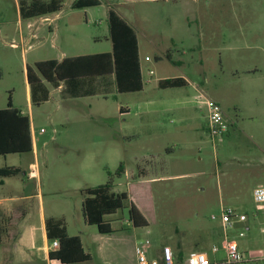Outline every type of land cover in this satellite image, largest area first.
I'll use <instances>...</instances> for the list:
<instances>
[{
    "label": "rangeland",
    "instance_id": "rangeland-1",
    "mask_svg": "<svg viewBox=\"0 0 264 264\" xmlns=\"http://www.w3.org/2000/svg\"><path fill=\"white\" fill-rule=\"evenodd\" d=\"M100 1L99 6L76 9L71 6L73 0H66L56 19H52L55 14L49 20L36 18L27 21L21 18L19 0H0V109L6 108L11 100L15 107L32 117L39 165V179L30 183L19 174L8 181L11 185L0 191L25 196L34 194V185H38L46 213L59 217L65 215L69 232L83 237L85 250L90 255L86 264H132V232L135 231L138 242L150 240L149 257H160L158 250L166 241L173 242L187 232L208 234L221 228L222 204L247 217L245 221L233 220L226 228L228 238L236 240L243 260L225 263L222 231L221 238L216 240L221 249L218 254L210 252L211 238L200 246L193 243L185 248V253L207 251L212 264H264V215L256 209L253 196L254 189L264 183V52L258 53L261 60L257 74L245 80L236 74L237 70L246 67L244 65L224 62L223 65L200 66L185 62L174 67L166 59L157 63L156 56L148 51L146 55L152 59V65L160 69L155 68L154 77L181 72L192 82L201 83L211 93L219 95L215 96L222 101L225 122L230 125L228 134L217 146L206 138L202 153L198 149H177L179 162H184L179 166V172L187 176L155 183L153 193L146 191L147 186L134 188L137 198L147 206L148 227L136 229L130 226L128 208L108 217L113 228L110 234H101L95 225L84 223L81 189L107 183L108 172L115 174L121 163L125 166L126 157H116L115 149L124 151L127 135H137L140 141L145 137H159L166 141L175 138L180 143L185 139L195 140L196 136L194 120L179 122L169 114H162L158 119H140L135 109L128 116H119L116 112L119 103L133 102L135 107L141 98L151 95L158 99L155 93L115 96L111 89L107 97L84 98L80 103L84 108L74 109L67 105L65 95L56 86L47 84L50 90L48 100L33 104L30 112L28 67L41 76L36 68L38 61L60 59L63 53L73 56L109 50L110 44L105 38L100 44L94 41L96 36L107 35L108 9H119L124 14L149 10V17L137 18L141 24L149 26L160 23V12L169 7L163 3L140 2L130 6L131 0ZM180 2L185 10H190L185 7L190 0ZM221 6L228 11L223 24L233 32L255 29L264 49V0H214L210 7L201 3V8L208 10ZM240 11L250 13L244 17L239 16ZM178 51L184 52L182 48H174V52ZM229 57L233 59L234 54L230 53ZM205 75L209 77L207 86ZM191 105L193 109L186 115L196 117L200 104ZM199 157L203 158L202 162ZM29 161H34L32 154L0 156V166L14 165L24 169ZM85 167L91 172L85 173L82 169ZM112 179L116 188L127 191L129 178L122 174L113 175ZM151 197H154L152 206ZM20 204H23V210H28L30 217H37V199ZM217 231L218 234L219 229ZM5 242L3 239L0 243V264H7L3 250Z\"/></svg>",
    "mask_w": 264,
    "mask_h": 264
},
{
    "label": "crops",
    "instance_id": "crops-1",
    "mask_svg": "<svg viewBox=\"0 0 264 264\" xmlns=\"http://www.w3.org/2000/svg\"><path fill=\"white\" fill-rule=\"evenodd\" d=\"M180 1L183 0H131L129 2L130 6L137 4L138 2L152 5H160L163 3L169 6L166 10L160 12L161 22L158 24L152 23V25L149 26H146V23L141 24V22L137 21V18H142L143 20L149 17V10H141L140 12L134 11L133 14H124L119 9L117 11L115 10L129 25L133 27L138 36L141 72L144 82V87L140 91L119 92L115 74L82 78L70 83L65 81L51 83L47 82L45 79H43V77L38 76L33 71V77L36 80H40L41 82V85L37 88L36 91V98L39 103L41 101L48 100L50 90H48L47 84L56 86L57 90L65 95L64 97L68 102L67 105L70 108L74 109L84 108H81L80 106L82 105L80 103H82L81 101L84 98H98L101 96L107 97V93H109L111 89H113V94H116L115 96H118L119 94L141 95L147 93H155L158 94L156 95L159 96L158 99H155L151 95L150 97L141 98L139 99L138 104H135V107L132 106L133 102L127 104L119 103L117 104L116 112L119 116H128L132 114L131 110L135 109V114L138 115L140 119H150V117H156L158 119L162 114H169V117H175L179 122L194 120V131L196 133L195 140L191 139V141L190 139H185L184 142L180 143L179 141L174 140L175 138H171L166 141L163 138L160 139L159 137L158 139L145 137L142 141H140V138H138L137 135L131 136V134H129L125 138L127 140V143L124 151L115 149L116 157L119 156V158H122V156L124 155L127 160V163H125L124 166L123 174L126 178H129L130 181L128 182L126 192H128L131 200H133L138 205V207L142 210L147 218V206L143 203L142 200L137 198L136 190H134V188L147 186L146 191L153 193V184L173 181L178 177L187 176L188 174H182L179 172V166L184 162H179V157L177 156L178 154H176V151L179 148L180 150L185 151L198 149V151L202 153L204 145L206 144L205 139H210L208 134L207 102H216L222 108V101L221 99H219V97H216L219 95L215 94V96L201 83L192 82L189 77L184 75V73L179 72L175 75H159V77H154L155 68L157 69V71H160V69L152 65V59H149V56L146 55V53L149 51L152 53V55L156 56V59L158 60L157 63H160L164 61V59H166L168 62L172 63L174 67H178L185 62H190L191 64H197L200 66H204L207 64L223 65L224 62H230L236 65H244L246 67L237 70L236 74H238V76L242 75V77L247 80L251 76L256 75L259 71L258 65L260 64L261 58H258V55H260L258 53L264 52V49L259 41L260 36L255 34V29L247 28L246 30L241 29L240 31L235 30V32H233L227 25L223 24V18L228 15V11L225 10L223 6L216 9L211 8L210 10H208L207 8H201L202 2L205 6L210 7L212 6L214 0H190V2L185 4V7L190 8V10H185L183 8V3ZM218 1L220 0H216V2ZM73 2H71V6ZM61 11H59L58 13H60ZM109 11L110 9H108L107 21ZM58 13H54L37 19H41L43 21L45 19L49 20L51 18L50 16L56 14V16L52 18L54 20L56 19ZM249 13L250 12L248 11H240L239 16L246 17ZM36 29L38 30V28ZM106 33L107 35H105L104 37H94V41L97 44H100L103 41L102 38H105V41L110 44L109 50L92 51L89 53L73 56H68L63 53L62 57L57 60L62 61L66 57L110 53L112 51L113 44L110 37L109 23ZM32 35L34 36L35 34L33 33ZM174 48H182L184 52L178 51L176 53L174 52ZM230 53L234 54L233 59L229 57ZM176 78H182L185 84L178 87L168 88H162L161 86H159V82L162 80H170ZM204 79L207 86L209 84V77L205 75ZM160 89L165 92H161ZM27 94L31 112L33 111L34 103L32 100V89L29 82L27 87ZM193 103L200 104L198 107L199 112H197L196 110V117L186 115V113H190V111L193 109V106L191 105ZM21 111L22 113L27 115L25 111ZM30 120L33 151L26 154H32L34 161H29L26 165L27 167H24V169L22 166L14 165H3L0 166V168L4 166L20 168V174L25 177L26 181L32 183L35 180L39 179V165L37 162L38 143L35 136V128L32 117H30ZM227 124L229 125L228 122ZM190 159L191 158H189L188 160ZM198 160L199 162H202L203 158L199 157ZM82 169L85 173L86 171L91 172V169L89 167H85V169ZM12 178L14 177L0 178V189L11 185L8 181H10V179ZM261 185H264V183H260L258 186ZM128 186H130L131 189ZM90 187L95 186H89L87 188ZM34 188L35 192H38L37 194H35L34 192V194L31 193V195L25 196H18L10 193L5 194L0 191L1 219H3L4 222L6 221V223H8V225L10 226L7 230V233L3 236V239H5L6 241L5 246L3 247L6 257L5 262L7 264H63L59 260L50 258V252L56 250L57 248H53L51 241L48 239L46 220L48 218L64 220L68 229V233L72 236H80L83 248L85 250L83 237L81 236V234L79 235L69 232L70 225L65 215L59 217L56 215H52L51 213L47 214L44 208V199L41 194L40 187L35 184ZM115 190L118 192L123 191L116 188V185ZM31 199H37V217H30L28 215V210H23L21 208L23 207V204H20V202L29 201ZM153 202L154 197H151V206ZM222 208L230 207H225L222 204ZM82 219H84V223H86L87 225L84 215ZM218 229L219 233L217 234ZM218 229H213L208 234L199 232H187L184 233L180 238L173 239V242L166 241L158 250L159 256H161L162 248L164 246H171L176 256L180 253L183 255H187L185 253V248L189 247L193 243H197L199 244L197 246H200L201 243L205 242L208 238H211L213 240L212 246L217 245L216 240L221 238V231L223 232L222 222L221 228L219 227ZM132 235L133 247L131 263L137 264L135 253L136 246L139 243L136 240L137 232H132ZM211 249L210 252L212 253ZM85 262L75 264H86Z\"/></svg>",
    "mask_w": 264,
    "mask_h": 264
},
{
    "label": "trees",
    "instance_id": "trees-1",
    "mask_svg": "<svg viewBox=\"0 0 264 264\" xmlns=\"http://www.w3.org/2000/svg\"><path fill=\"white\" fill-rule=\"evenodd\" d=\"M66 0H19L21 18L24 20L45 17L58 13L64 7ZM101 5L100 0H74L72 8L83 9ZM110 37L113 44L110 53H99L66 57L62 61L49 59L36 63L40 75L47 82H74L82 78H90L115 74L119 92H136L144 87L139 55L138 36L136 31L115 10L110 9L108 16ZM27 79L32 89L33 103H39L36 98L40 80L33 77V70L27 69ZM182 78L162 80V88L184 85ZM33 151L30 117L17 107L11 100L8 106L0 109V156L22 154ZM20 168L4 166L0 168V178L18 176ZM124 166L121 163L115 174L108 172L109 181L105 184L81 189L82 211L86 222L95 225L101 234L113 232L112 223L108 217L116 215L123 208H128L130 225L134 228L149 226V219L138 205L131 200L128 192L115 190L113 175L122 176ZM0 213V243L9 229L8 223L1 219ZM48 239L58 240L59 247L50 252V258L63 264H75L90 260L85 252L81 237L68 233L62 219L48 218L46 220ZM183 254L176 255V261L183 259Z\"/></svg>",
    "mask_w": 264,
    "mask_h": 264
},
{
    "label": "built area",
    "instance_id": "built-area-1",
    "mask_svg": "<svg viewBox=\"0 0 264 264\" xmlns=\"http://www.w3.org/2000/svg\"><path fill=\"white\" fill-rule=\"evenodd\" d=\"M207 106L208 134L213 146H217V144L224 142L225 136L229 131V125L225 122L222 108L218 103L208 101ZM42 131L43 130H41V132ZM253 196L256 208L264 215V185L255 188ZM212 218L216 219L215 216H212ZM235 219L245 221L247 217L245 215H239L236 210L232 208H222L221 220L223 223L224 235L222 248L226 254L225 263H238L243 260V255L239 250L237 242L228 238L226 234L228 224L232 223ZM51 243L53 248L59 247L58 240H54ZM149 247V239L142 240L137 244L135 249L137 264H212L209 254L204 251H192L187 255H184L182 261L177 262L171 246H164L162 248L161 256L157 258L149 257ZM211 250L214 254H218L221 251L218 245H213ZM215 263H218V261H215Z\"/></svg>",
    "mask_w": 264,
    "mask_h": 264
}]
</instances>
